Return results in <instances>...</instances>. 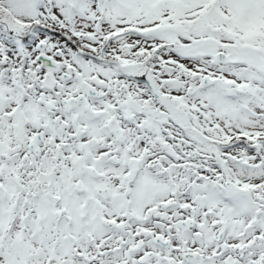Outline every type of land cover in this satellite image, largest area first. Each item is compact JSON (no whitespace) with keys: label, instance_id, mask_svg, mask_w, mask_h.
Returning a JSON list of instances; mask_svg holds the SVG:
<instances>
[{"label":"snow or ice","instance_id":"1","mask_svg":"<svg viewBox=\"0 0 264 264\" xmlns=\"http://www.w3.org/2000/svg\"><path fill=\"white\" fill-rule=\"evenodd\" d=\"M0 264H264V0H0Z\"/></svg>","mask_w":264,"mask_h":264}]
</instances>
